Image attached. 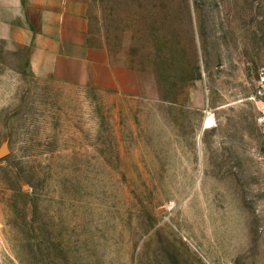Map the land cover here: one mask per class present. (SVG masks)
Here are the masks:
<instances>
[{"label":"rangeland","instance_id":"rangeland-1","mask_svg":"<svg viewBox=\"0 0 264 264\" xmlns=\"http://www.w3.org/2000/svg\"><path fill=\"white\" fill-rule=\"evenodd\" d=\"M92 9L137 94L0 44V264H264V0Z\"/></svg>","mask_w":264,"mask_h":264},{"label":"crops","instance_id":"crops-1","mask_svg":"<svg viewBox=\"0 0 264 264\" xmlns=\"http://www.w3.org/2000/svg\"><path fill=\"white\" fill-rule=\"evenodd\" d=\"M92 16V0H0V44L24 51L34 77L62 86L137 94L134 68L94 30Z\"/></svg>","mask_w":264,"mask_h":264},{"label":"built area","instance_id":"built-area-1","mask_svg":"<svg viewBox=\"0 0 264 264\" xmlns=\"http://www.w3.org/2000/svg\"><path fill=\"white\" fill-rule=\"evenodd\" d=\"M252 98L258 102L257 123L261 127L262 142L264 143V73L263 71H260L258 73Z\"/></svg>","mask_w":264,"mask_h":264},{"label":"bare ground","instance_id":"bare-ground-1","mask_svg":"<svg viewBox=\"0 0 264 264\" xmlns=\"http://www.w3.org/2000/svg\"><path fill=\"white\" fill-rule=\"evenodd\" d=\"M207 118L209 119V118H211L210 116H207Z\"/></svg>","mask_w":264,"mask_h":264}]
</instances>
